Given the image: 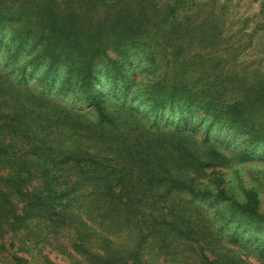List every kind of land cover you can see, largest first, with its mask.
<instances>
[{
	"label": "trees",
	"instance_id": "1",
	"mask_svg": "<svg viewBox=\"0 0 264 264\" xmlns=\"http://www.w3.org/2000/svg\"><path fill=\"white\" fill-rule=\"evenodd\" d=\"M94 1L120 8L78 26L53 1L0 0V247L25 233L73 264H252L239 244L263 260L258 188L220 173L245 163L228 139L264 147V71L251 79L228 57L255 47L264 3L262 23L231 40L178 16L193 0ZM193 38L203 51L180 54ZM247 226L251 239L228 233Z\"/></svg>",
	"mask_w": 264,
	"mask_h": 264
},
{
	"label": "rangeland",
	"instance_id": "2",
	"mask_svg": "<svg viewBox=\"0 0 264 264\" xmlns=\"http://www.w3.org/2000/svg\"><path fill=\"white\" fill-rule=\"evenodd\" d=\"M22 0H17L16 3L18 5L21 3ZM31 1L33 5H37L40 1H53L57 4V7L59 10L64 11L66 14H70L72 21L76 24H86L88 23L90 26L96 25L98 22L103 20V17L107 16L110 11L115 10L116 8H120L119 4H114L115 6L106 4L105 2L103 4L94 3V0H91V2H88L87 0H28ZM153 1L154 4L157 6L159 5V1L157 0H149ZM108 2V1H107ZM264 3V0H193L192 3H190V10H181L179 11L180 17L183 18L181 14H185L189 17H191L192 21H205L208 22L207 24H203L202 30L205 31L207 28V25H212V23L218 27V32L220 33V37L228 38L231 37V40H237L239 38V34H237V31L244 25H246L247 31H250L251 28L256 27L255 25L261 24V20L263 19V14L260 13L262 4ZM194 4V5H193ZM205 4V5H204ZM206 8V9H205ZM154 9H157L155 7ZM197 9H205L206 10L211 9L212 15L208 18H203V14H195ZM3 23L8 24V21H4ZM11 24V23H9ZM183 25H186V23L183 21ZM182 25V26H183ZM6 31L9 32L10 28L6 26ZM196 28V27H195ZM199 28V27H197ZM183 28H180V31ZM199 30H197L195 33H198ZM170 36V35H168ZM156 41L157 43L163 46H167V43H170L173 38H165L163 36L156 35ZM235 38V39H233ZM245 39L243 40V42ZM242 42V43H243ZM245 43V42H244ZM253 43H255V47L248 48L244 50L242 53H238L236 55V52L233 51L230 52L229 58H233L234 61L240 67H246L248 76L253 79L255 76L260 74V72L264 71V28L261 31H258L256 34V37L253 39ZM126 45V44H125ZM130 45V44H129ZM179 45L182 47L180 50V54H183L185 51L188 53H196V52H202L203 47L199 41H197L196 38H193L192 40H187L185 45L184 42H179ZM169 48V51H171L173 48ZM37 52L41 50V47L39 49V45L36 48ZM127 55L131 54L132 52H139L138 49H131L126 48L124 50ZM109 53H112L111 51H108L107 54L111 55ZM4 57L0 58V61L2 62ZM26 59V58H25ZM105 56H101L99 60V64L102 63L100 61H104ZM121 60L123 63L124 70L128 71L129 75H131V71L133 67L136 66L137 62L135 58H130L127 61ZM99 65V66H100ZM260 70L258 71L257 69ZM254 71V72H253ZM107 81L105 82V84ZM123 84V83H121ZM116 87H111L108 89V94L111 95L114 91H118L121 95L124 93V90L120 89V85ZM60 85L57 84L56 87ZM124 87V86H123ZM107 89V88H106ZM82 105V104H80ZM169 111H166L164 113V118L161 119V122L165 124L166 117L169 116ZM212 135H218L220 136V132L215 127L211 130ZM227 143H229L228 148L229 151H231L232 154L238 156L236 161H242L245 162L244 164L239 166H231L226 169H222L221 175L225 179V181H233L234 183L238 182L235 179L240 178L243 184H246V186L252 185L258 188V198H259V211L261 214V218H263V221H260L261 229L264 228V147L261 145H257L256 147L250 148L248 151H246L245 144H237L236 142L233 143L232 138L227 140ZM240 151L242 154L239 155ZM246 158V159H245ZM221 170V169H220ZM261 183V184H259ZM37 185V182H33L32 185ZM258 184V185H257ZM34 186V187H35ZM31 189V188H29ZM235 193L237 195H241L239 183H237L235 188ZM212 199V198H210ZM209 201V200H208ZM209 207V208H208ZM207 207V213L209 217L220 218L221 216L218 214V211L220 210V205L217 204L215 206H208ZM224 223L221 222V225ZM250 226L247 227H230L228 228V233L231 237H233L236 240L243 239L242 241H245L247 238L251 239V231H249ZM225 229V227H224ZM249 229V230H248ZM214 229H212V232ZM258 236L261 238L264 237V235L261 234V232H258ZM5 238L8 239V241L11 242L10 246H6V248L0 247V264H26L24 262L27 261V264H36L35 258L38 257V255L41 254H48V257L55 263V264H73V260L76 257L73 253L68 255H60L56 253L55 251L49 252V248L42 245L43 248L40 249V253H37V250H39V245L34 246L33 240L34 237H30V235H26L25 233H17L12 234L8 233V235L5 236ZM248 240V239H247ZM1 245V244H0ZM229 246V245H226ZM232 247V246H231ZM259 247L261 245L259 244ZM234 250H238L240 255L243 256L247 261H250L252 264H264V259H259L257 256L258 254L255 253V251L251 248H247L246 245H240L238 247H232ZM262 254H264V247ZM259 256H262L259 254ZM22 259V260H21Z\"/></svg>",
	"mask_w": 264,
	"mask_h": 264
}]
</instances>
